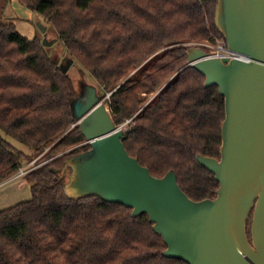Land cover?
<instances>
[{
	"label": "trees",
	"instance_id": "16d2710c",
	"mask_svg": "<svg viewBox=\"0 0 264 264\" xmlns=\"http://www.w3.org/2000/svg\"><path fill=\"white\" fill-rule=\"evenodd\" d=\"M22 1L46 17L101 97L112 93L105 103L118 126L128 123L129 153L155 177L175 170L191 199L216 198L220 183L198 155L221 157L226 102L189 66L187 51L227 43L215 21L218 0ZM76 98L75 82L39 37L0 23V187L27 160L45 162L23 176L32 199L0 210V264H189L165 256L168 246L148 214L134 217L132 208L97 196H67L54 169L90 149Z\"/></svg>",
	"mask_w": 264,
	"mask_h": 264
},
{
	"label": "water",
	"instance_id": "95a60500",
	"mask_svg": "<svg viewBox=\"0 0 264 264\" xmlns=\"http://www.w3.org/2000/svg\"><path fill=\"white\" fill-rule=\"evenodd\" d=\"M215 21L229 48L249 57L187 51L189 66L205 75L206 87L217 85L226 102L221 157L198 155L220 183L216 198L195 201L175 170L155 177L132 156L124 143L127 129L115 123L97 86L73 105L90 149L54 171L65 178L70 199L97 196L132 208L134 217L148 214L169 258L264 264V0H218Z\"/></svg>",
	"mask_w": 264,
	"mask_h": 264
},
{
	"label": "rangeland",
	"instance_id": "374dc122",
	"mask_svg": "<svg viewBox=\"0 0 264 264\" xmlns=\"http://www.w3.org/2000/svg\"><path fill=\"white\" fill-rule=\"evenodd\" d=\"M12 23L16 30L28 39L39 37L43 44L47 47L51 57L57 62L67 73H69L72 80L75 82L77 89V96L82 97L84 92L88 91L89 86L98 88L94 78L88 71L82 67V64L74 58L64 43L58 37V34L48 22L46 17L41 13L28 7L22 0H0V23ZM222 44V40L216 43L204 42L203 45H195L194 47H202L209 54L212 53L214 47ZM158 55L153 56L148 63H152L157 59ZM139 69L132 72L129 79H136L140 75ZM99 89V88H98ZM112 93H108L104 98V103L111 98ZM153 94L151 98L155 97ZM110 109V106L105 103ZM111 110V109H110ZM125 125L124 128L127 126ZM75 124L73 127H75ZM15 147L29 153L30 148L13 138L6 137ZM76 148L72 147L71 149ZM41 157V156H40ZM37 157L31 161H26L24 166L16 174L5 180L7 184L0 187V210L11 207L21 201L32 199L31 185L23 176L19 175L23 170L29 172L36 169L44 163L38 164L40 159ZM19 175V176H18ZM4 182V183H5ZM251 221V220H250ZM251 223V222H250Z\"/></svg>",
	"mask_w": 264,
	"mask_h": 264
},
{
	"label": "built area",
	"instance_id": "2783aa9c",
	"mask_svg": "<svg viewBox=\"0 0 264 264\" xmlns=\"http://www.w3.org/2000/svg\"><path fill=\"white\" fill-rule=\"evenodd\" d=\"M203 45V43L199 44ZM208 53V52H207ZM209 54V53H208ZM210 57H228V58H239L244 59L240 56V53L235 52L231 50L227 43L222 41V44H218L216 47H214L212 53L209 54ZM246 59V58H245ZM248 60V59H247ZM26 173L24 170L19 174L21 176H24ZM18 175V176H19Z\"/></svg>",
	"mask_w": 264,
	"mask_h": 264
},
{
	"label": "bare ground",
	"instance_id": "6f19581e",
	"mask_svg": "<svg viewBox=\"0 0 264 264\" xmlns=\"http://www.w3.org/2000/svg\"><path fill=\"white\" fill-rule=\"evenodd\" d=\"M240 56L242 57V58H246V59H248L249 57L248 56H245V55H243V54H240Z\"/></svg>",
	"mask_w": 264,
	"mask_h": 264
}]
</instances>
